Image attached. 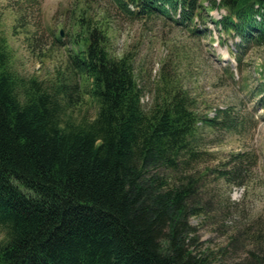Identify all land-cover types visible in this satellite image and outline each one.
Returning <instances> with one entry per match:
<instances>
[{
  "label": "trees",
  "instance_id": "trees-1",
  "mask_svg": "<svg viewBox=\"0 0 264 264\" xmlns=\"http://www.w3.org/2000/svg\"><path fill=\"white\" fill-rule=\"evenodd\" d=\"M80 1L66 70L50 82L14 69L0 20V264H216L212 253L196 250L191 218L204 210L202 177L189 172L203 154L199 122L217 128L221 121L200 117L172 82L146 108L134 57L112 53L106 17L92 15L91 0ZM114 2L134 18L180 10L182 22L206 20L202 0ZM219 6L239 45L264 46V0ZM263 93L264 76L255 91L260 102ZM87 96L96 116H74ZM227 115L222 123L230 128ZM248 157L235 153L221 177L240 176ZM254 242V259L239 264H264V235Z\"/></svg>",
  "mask_w": 264,
  "mask_h": 264
},
{
  "label": "rangeland",
  "instance_id": "rangeland-1",
  "mask_svg": "<svg viewBox=\"0 0 264 264\" xmlns=\"http://www.w3.org/2000/svg\"><path fill=\"white\" fill-rule=\"evenodd\" d=\"M205 2L209 5V0ZM81 4L77 0L28 4L0 0L1 29L8 38L18 73L50 82L57 72L66 70L71 16ZM88 7L97 19L106 17L112 53L134 56L146 108L155 101L161 84L172 82L174 89L187 91L191 107L200 117H209L214 108L218 109L216 117L221 123L217 128L198 124L197 149L203 154L189 172L202 177L200 201L204 210L191 218L197 231L196 250L212 253L216 264L252 261L254 239L264 235V108L254 94L260 77L255 68L263 66L264 46L242 50L237 47L239 39L226 33L203 31L196 35L173 18H134L114 0H91ZM19 24L20 31L15 34L14 27ZM59 30L63 31L62 42L56 40ZM217 41L221 45L215 48ZM229 46L235 52L238 48L236 54L241 61L233 55L234 61L223 60ZM221 109L228 111L230 128L222 123ZM97 110V104L87 96L73 113L92 119ZM238 152H246L249 157L240 176L229 181L221 177V172L230 169ZM5 234L0 227V243Z\"/></svg>",
  "mask_w": 264,
  "mask_h": 264
},
{
  "label": "water",
  "instance_id": "water-1",
  "mask_svg": "<svg viewBox=\"0 0 264 264\" xmlns=\"http://www.w3.org/2000/svg\"><path fill=\"white\" fill-rule=\"evenodd\" d=\"M61 34H63V32L61 31Z\"/></svg>",
  "mask_w": 264,
  "mask_h": 264
}]
</instances>
